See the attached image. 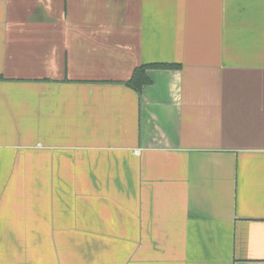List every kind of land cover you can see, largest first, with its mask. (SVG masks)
<instances>
[{
	"label": "crops",
	"instance_id": "0c3cea01",
	"mask_svg": "<svg viewBox=\"0 0 264 264\" xmlns=\"http://www.w3.org/2000/svg\"><path fill=\"white\" fill-rule=\"evenodd\" d=\"M0 264H264V0H0Z\"/></svg>",
	"mask_w": 264,
	"mask_h": 264
},
{
	"label": "trees",
	"instance_id": "16d2710c",
	"mask_svg": "<svg viewBox=\"0 0 264 264\" xmlns=\"http://www.w3.org/2000/svg\"><path fill=\"white\" fill-rule=\"evenodd\" d=\"M179 67L176 65H164V64H153V65H146L136 69L132 79L127 83V86L130 87L137 93H141L144 86L149 84V79L146 75V71L148 69H169L175 70Z\"/></svg>",
	"mask_w": 264,
	"mask_h": 264
},
{
	"label": "rangeland",
	"instance_id": "374dc122",
	"mask_svg": "<svg viewBox=\"0 0 264 264\" xmlns=\"http://www.w3.org/2000/svg\"><path fill=\"white\" fill-rule=\"evenodd\" d=\"M82 244V245H81ZM85 243H78V249H82L84 247ZM79 252V251H78Z\"/></svg>",
	"mask_w": 264,
	"mask_h": 264
}]
</instances>
